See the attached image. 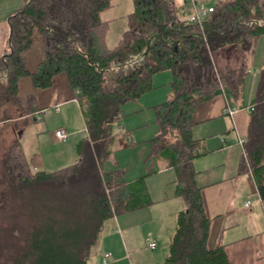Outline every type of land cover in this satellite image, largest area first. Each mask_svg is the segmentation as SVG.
<instances>
[{
    "label": "trees",
    "instance_id": "trees-1",
    "mask_svg": "<svg viewBox=\"0 0 264 264\" xmlns=\"http://www.w3.org/2000/svg\"><path fill=\"white\" fill-rule=\"evenodd\" d=\"M112 1L23 0L8 19L0 123L31 113L18 97L22 78L31 76L35 89H48L65 74L89 139L78 144L77 163L46 172L34 170L12 132L0 156V264H87L107 220L152 203L142 180L127 184L103 167L122 107L152 91L154 76L163 72L171 74V97L155 108L159 132L152 154L174 170L175 194L184 203L166 264H228L224 246L209 245L211 223L194 168L200 143L192 134L193 116L198 105L220 94L229 106L244 107L246 81L263 43L241 170L252 172L264 199V0L220 1L202 24L181 19L175 0H132L126 29L110 47V22L102 14ZM39 46L44 60L30 74L25 55ZM224 52L234 56L235 67L219 68Z\"/></svg>",
    "mask_w": 264,
    "mask_h": 264
},
{
    "label": "crops",
    "instance_id": "crops-1",
    "mask_svg": "<svg viewBox=\"0 0 264 264\" xmlns=\"http://www.w3.org/2000/svg\"><path fill=\"white\" fill-rule=\"evenodd\" d=\"M198 1L214 7L213 1L224 0ZM175 3L178 16L188 19L192 13L191 4L185 0H175ZM22 6L23 0H0V57L9 48L8 19ZM262 50L263 45L260 52L258 47L253 61L258 70L253 68L246 81L244 107L238 108L233 118L224 115L228 106L224 94L198 105L193 116L192 134L200 143L194 168L197 186L202 189L205 213L211 223L209 245L212 248L223 245L228 264H264V199L252 172L241 170L244 152L238 145V139H245L248 133ZM25 60L30 74H35L44 60V48L30 49ZM164 78L170 85L171 74ZM18 97L31 113L0 123V133L11 128L18 134L34 170L54 172L77 163V146L82 140L89 139V133L77 92L71 88L67 76H56L48 89H35L31 76L24 77L18 85ZM128 109L130 118L119 121L118 136L110 147L111 154L103 170L120 174L127 184L142 180L152 203L107 220L87 264H103L107 253L113 255L107 264H166L177 215L184 209L182 198L175 194L174 170L167 161L152 154L151 141L158 133L153 125L156 116L149 114L147 121L151 130L138 129L142 123L141 110L134 106ZM60 128L67 130L69 139L54 142V132ZM152 167H158L157 172H152ZM157 222L156 231L143 227ZM159 239L164 244L160 249ZM150 243H155L156 247L150 248Z\"/></svg>",
    "mask_w": 264,
    "mask_h": 264
},
{
    "label": "rangeland",
    "instance_id": "rangeland-1",
    "mask_svg": "<svg viewBox=\"0 0 264 264\" xmlns=\"http://www.w3.org/2000/svg\"><path fill=\"white\" fill-rule=\"evenodd\" d=\"M215 2L216 1H213L214 4H216ZM112 5H113L112 8H110L109 10L105 11L102 14V20L110 22L109 33H108V37H107V42H108V45L110 47H114L116 45V43L120 39L121 35L125 31V29H126V17L133 10L132 0H113ZM186 10L188 11V8H186ZM187 13H190V12H187ZM262 45H263V43H260L259 52L261 50ZM218 59H219V61H218L219 65L218 66L220 69H225V67L227 65L231 66V67L236 66L235 61H234L235 58L230 52H224L223 54L219 55ZM222 59L229 60V61L224 63L221 61ZM136 64H137L136 59H133L130 61L131 66H134ZM254 68L257 69L256 67H254ZM157 75H159V78L156 77ZM157 75L154 76V78H153V82H152L153 83V90L152 91L146 93L145 95H143L138 100L129 102L122 107L124 118L126 120H128V118H130V109H128L129 107L134 106V108L136 110H141V113H142L141 121H142V123L138 126V129L142 128L143 130H151L152 128L149 129L150 123L147 121V120H150L149 114L153 113V115L155 116V108L157 106H159L161 103L165 102V100H167L168 98L171 97L170 85L167 84V79L164 78V75L170 76V74L168 72H163V73H159ZM155 124H156V122H154L153 125L155 128H157V130L159 132L158 125L156 124V126H155ZM31 131H32L31 133L33 134V131H35V128L31 129ZM11 132H12L11 128H9V129H5V132L0 133V156L3 154V147L5 145L9 144V141L13 135V134H11ZM55 144H57V143H55ZM132 147L136 148V145H133ZM28 159L31 160L29 157H28ZM69 164L70 163H68L67 165H63V166H68ZM158 164H159V162H158ZM159 166H160V164H159ZM157 168L158 167H156V169ZM156 169H155V167H152L151 170H152V172H157ZM173 203H175V202L173 201ZM147 224L148 225H146V224L143 225V227L146 229L152 228L153 230L156 231L158 228L159 222H157L155 224H152V223H147ZM157 243H159V246H160L159 249L161 247L162 248L164 247L163 240L159 239V241H157Z\"/></svg>",
    "mask_w": 264,
    "mask_h": 264
},
{
    "label": "built area",
    "instance_id": "built-area-1",
    "mask_svg": "<svg viewBox=\"0 0 264 264\" xmlns=\"http://www.w3.org/2000/svg\"><path fill=\"white\" fill-rule=\"evenodd\" d=\"M185 1L190 3L192 8V13L187 19L189 24H202V22L214 11L213 7H208L204 2L198 0H185ZM237 110L238 108L228 105L224 109V115L233 118ZM68 139H69V133L67 132L66 129L60 128L54 132L55 142H65ZM244 143H245V139L242 138L238 139V145L242 148L243 152H244ZM149 246L150 248H155L156 244L150 243ZM112 257L113 255L111 253L105 254L103 259V264H107L108 260L112 259ZM262 261H264V254L262 256Z\"/></svg>",
    "mask_w": 264,
    "mask_h": 264
}]
</instances>
